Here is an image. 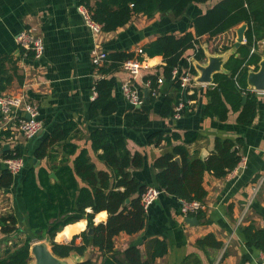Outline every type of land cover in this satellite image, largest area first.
Here are the masks:
<instances>
[{
    "label": "crops",
    "instance_id": "crops-1",
    "mask_svg": "<svg viewBox=\"0 0 264 264\" xmlns=\"http://www.w3.org/2000/svg\"><path fill=\"white\" fill-rule=\"evenodd\" d=\"M93 1V0H89ZM218 0L205 3H192L184 13L174 18L170 13H156L152 17L143 14L134 15L124 26L113 31H101L94 35L84 24L76 7L81 0H0V94L23 95L38 108V118L43 123L42 130L34 137L26 139L16 129H4L13 126L12 119L0 117V130L9 135L0 136V169L6 167L4 151H18L24 160V167L13 175V182L7 188H0V218L13 215L16 234L5 235L0 224V256L5 250L21 244L23 232H29L27 215L21 197V181L29 166L37 169L44 166L49 169L51 181L57 180L54 168L73 166V158L83 148L87 149L96 169L108 170L92 149L89 138L93 129L118 131L124 138L126 148L131 154L139 153L143 157L140 167H129L131 175L143 185H153L155 173L154 160L170 150L165 140L159 145L148 142L153 131L163 130L165 134L173 132L182 136L186 131H195L198 137L186 144L192 156L200 158L211 153L216 137L240 138L241 143L235 147L240 156L246 157L243 168H233L223 177H215L205 172L203 185L206 196L204 208L199 212L195 222L187 220L180 213L179 199L162 191L159 197L145 211L144 226L138 232L127 234L120 232L114 237V249L123 251L129 245H137L143 259L158 254L155 264H184L186 257L196 255L200 264H243L251 260L264 264L262 252L245 243L240 227L253 222L264 228V94L258 93L259 102L256 115L251 125H242L236 121L237 112L229 111L226 120L206 117L203 109L206 103L205 89L211 83L195 81L196 72L191 74V83L187 95L196 91V97L187 99L179 117H162L158 113L161 94L156 90L151 100H142L139 105H132L121 91V84L130 75L122 67L108 74L91 62V50L94 45L100 46L107 55L117 51L132 52L135 57L146 44L162 34L181 36L193 32V18L204 13ZM241 24V23H240ZM215 36L202 35L199 40L203 49L210 53H222L229 50L236 39L235 29L240 25ZM27 27H32L42 36L45 46L44 55L39 60L32 59L31 53L25 55L17 44V34ZM257 50L263 54V44L258 42ZM193 64L192 50L184 54ZM237 55V54H236ZM206 56L200 61L204 63ZM162 55L142 56V68L134 77L138 88L148 96V86L143 77L157 74L159 84L162 79ZM252 68V66L250 67ZM107 77L113 82L112 96L117 102V109L111 114L88 116L89 105L96 97L94 86L99 78ZM162 85L160 84L159 87ZM140 89V90H141ZM169 92H173L170 90ZM143 108L148 113V122L143 126H133L125 119V114L132 107ZM24 114L23 108L17 109ZM69 121L73 123L67 137L48 150L43 158L35 156L34 151L42 139L56 125ZM183 143V138L175 139L172 145ZM75 146L74 153L68 150ZM78 184L83 182L76 177ZM90 207L86 211L90 212ZM101 212L103 219H97ZM106 210H100L93 216L94 224L105 223ZM86 222L83 228L77 227ZM87 220L81 218L68 223L58 231L53 240L68 243L74 235L76 245L82 243L80 232L86 229ZM68 229V235H62ZM20 232V233H18ZM212 234L221 242L217 249L206 247L202 250L196 246V240ZM42 239L34 238L32 243ZM91 258L96 264L101 263L102 253L98 248L88 245L82 253L72 251L69 262ZM34 264L32 257L28 261ZM194 264V263H190Z\"/></svg>",
    "mask_w": 264,
    "mask_h": 264
},
{
    "label": "trees",
    "instance_id": "trees-1",
    "mask_svg": "<svg viewBox=\"0 0 264 264\" xmlns=\"http://www.w3.org/2000/svg\"><path fill=\"white\" fill-rule=\"evenodd\" d=\"M208 0H81L91 14V17L101 24L102 31H113L124 26L136 14L152 17L170 13L174 18L180 17L188 5L205 3ZM246 23L245 41L236 50L237 55H231L225 63L226 72L214 74L213 83L205 89L206 103L204 115L226 120L228 112H237L236 121L242 125H251L256 115L259 94L248 88L247 73L252 66L258 68L260 53L258 42L264 38V0H218L204 13L193 18V32L187 31L181 36L162 34L146 44L136 56L142 59L143 54L151 57L162 55L161 87L159 76L147 74L144 81H149L148 96L140 90L142 99L151 100L152 90H159L161 102L158 113L162 117L173 116L175 107L187 99L196 97V91L187 95L188 89H183L178 79L172 77L175 67L189 68L194 74L195 69L185 56L187 50H192L193 58L201 61L204 58L203 48L199 38L202 35L215 36L234 28L240 23ZM253 49V51H251ZM135 57L132 52L117 51L107 55L104 63L99 66L104 74L122 66L127 59ZM113 82L107 77L99 78L94 86L96 97L88 109V116L93 118L99 114L108 115L117 109V102L112 96ZM173 90V92H169ZM182 112V110H181ZM125 119L133 126H143L148 122V113L140 107H132L125 114ZM73 123H60L46 135L36 147L34 154L38 158L47 155L48 150L67 137ZM9 135L1 131L0 136ZM183 138V143L172 145L175 139ZM198 137L195 131L165 134L163 130L153 131L148 142L159 145L165 140L171 149L159 155L153 162L157 169L153 186L163 189L177 199H197L203 202L206 190L203 185L205 172H210L219 178L230 172L240 159L235 147L241 143L240 138H220L214 140L213 150L204 158L189 154L186 144ZM92 149L97 152L99 160L104 162L108 170L96 169L87 149H81L73 158V166L63 165L54 168L57 180L51 181L49 169L40 166L27 167L21 181V197L27 215L29 232H23L21 244L7 248L0 256V264H28L29 247L34 238L49 237L53 252L58 256H67L72 251L82 253L88 245H92L102 253L100 264H155L158 251L143 259L137 245H129L123 251L114 249V237L120 233L133 234L144 226L145 210L140 204V195L145 189L140 181L130 173L129 167H140L143 157L139 153L131 154L126 148L125 138L118 131L93 129L89 135ZM73 145L68 150L74 153ZM5 158L20 157L18 151H4ZM178 157V159H176ZM78 177L83 184H78ZM13 182V174L7 167L0 169V188H7ZM90 207L91 211H86ZM100 210H106L105 223L94 224L93 216ZM200 212V211H199ZM199 212L196 215H199ZM81 218L87 220L86 229L80 232L82 243L76 245L74 239L68 243L53 240L55 234L68 223ZM16 217L7 215L0 218L1 232L5 235L16 234L13 227ZM92 232L88 233L87 229ZM245 243L264 253V228L257 227L253 222L240 227ZM20 233V232H18ZM221 242L214 235L207 234L196 240V246L202 250L206 247L217 249ZM184 264H200L196 255L186 257ZM76 264H96L91 258L76 262Z\"/></svg>",
    "mask_w": 264,
    "mask_h": 264
},
{
    "label": "built area",
    "instance_id": "built-area-1",
    "mask_svg": "<svg viewBox=\"0 0 264 264\" xmlns=\"http://www.w3.org/2000/svg\"><path fill=\"white\" fill-rule=\"evenodd\" d=\"M78 13L82 16L84 24L91 30V32L96 35L102 31L101 24L96 22L90 14L88 7L79 3L76 7ZM245 41V38H244ZM17 44L24 50L25 55L31 53L32 59L39 60L45 51L44 41L42 36H40L32 27H27L20 31L16 36ZM141 49L139 50V52ZM253 51V49H251ZM107 53L100 46L94 45L91 50V62L99 67L106 60ZM130 75L129 79L125 80L121 84V91L123 92L125 98L132 105H139L142 102V96L140 89L134 82V77L140 72L142 68V59L136 57L127 59L123 62L121 66ZM191 72L189 68L175 67L172 70V77L178 79L181 87L187 89L191 83ZM146 86H149V81H145ZM253 90V89H252ZM258 93H263L264 91H257ZM156 90H152V94H155ZM183 102H180L175 107L174 116L179 117L180 112L183 109ZM23 108L24 114H18L17 109ZM0 117L2 120L4 118L12 119L13 126H6L2 123L4 129H16L21 133L26 139H30L36 136L43 128L42 121L38 118V108L34 103L28 102L23 95H4L0 94ZM6 167L11 172V174L18 173L24 167V160L21 157H9L5 158ZM246 164V157L240 156L239 161L234 167L235 170L241 169ZM164 191L161 188L155 187L153 185H148L145 187L144 191L140 195V204L146 211L148 207L159 197V195ZM180 213L183 216H194L199 211L204 208V203L201 200L192 199L185 200L179 199ZM264 259V253L261 255ZM243 264H260L259 262L245 260Z\"/></svg>",
    "mask_w": 264,
    "mask_h": 264
},
{
    "label": "water",
    "instance_id": "water-1",
    "mask_svg": "<svg viewBox=\"0 0 264 264\" xmlns=\"http://www.w3.org/2000/svg\"><path fill=\"white\" fill-rule=\"evenodd\" d=\"M247 24L241 23L236 29V39L233 46L229 50H225L222 53H210L206 49H203L206 61L200 63L199 60L193 58V67L196 72L195 81L201 83H213L214 74L217 72H226L225 63L231 55H236L237 48L244 43V32ZM264 50V38L261 40ZM246 83L248 88L257 91H264V52L260 55L258 61V68L256 70L250 68L247 73ZM178 159V157H176ZM187 220L195 222V216H187ZM88 233L92 232V229H87ZM29 255L32 257L34 264H71L68 260L70 254L67 256L56 255L51 247L49 237H45L42 240L32 243L29 247ZM80 261V260H79ZM78 260L75 261L79 262ZM28 264H30L28 262Z\"/></svg>",
    "mask_w": 264,
    "mask_h": 264
},
{
    "label": "clouds",
    "instance_id": "clouds-1",
    "mask_svg": "<svg viewBox=\"0 0 264 264\" xmlns=\"http://www.w3.org/2000/svg\"><path fill=\"white\" fill-rule=\"evenodd\" d=\"M89 211H91V209H89ZM104 216H105V213L104 212H101L100 214H99V216L97 217V219L99 220V219H103L104 218ZM86 222H82L80 225H78L77 227H79V228H83L84 227V224H85ZM68 229H65L64 230V232L62 233V235H68Z\"/></svg>",
    "mask_w": 264,
    "mask_h": 264
},
{
    "label": "bare ground",
    "instance_id": "bare-ground-1",
    "mask_svg": "<svg viewBox=\"0 0 264 264\" xmlns=\"http://www.w3.org/2000/svg\"><path fill=\"white\" fill-rule=\"evenodd\" d=\"M67 236V235H66Z\"/></svg>",
    "mask_w": 264,
    "mask_h": 264
}]
</instances>
